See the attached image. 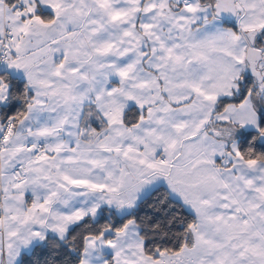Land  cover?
Here are the masks:
<instances>
[{"label": "snow or ice", "instance_id": "6c2138e0", "mask_svg": "<svg viewBox=\"0 0 264 264\" xmlns=\"http://www.w3.org/2000/svg\"><path fill=\"white\" fill-rule=\"evenodd\" d=\"M0 264H264V0H0Z\"/></svg>", "mask_w": 264, "mask_h": 264}]
</instances>
